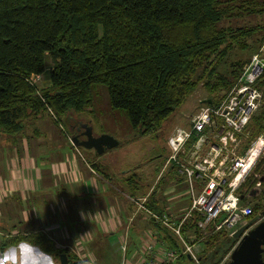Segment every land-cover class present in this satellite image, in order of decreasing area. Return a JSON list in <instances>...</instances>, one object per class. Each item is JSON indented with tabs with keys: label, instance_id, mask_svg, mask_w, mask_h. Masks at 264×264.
Here are the masks:
<instances>
[{
	"label": "trees",
	"instance_id": "16d2710c",
	"mask_svg": "<svg viewBox=\"0 0 264 264\" xmlns=\"http://www.w3.org/2000/svg\"><path fill=\"white\" fill-rule=\"evenodd\" d=\"M237 1L0 0V137L23 136L32 120L50 110L56 124L68 126L73 113L78 117L91 108L98 85L108 87L113 108L126 111L141 136L158 134L203 81L205 100L219 105L252 58L238 59L239 51H249L248 41L261 29L224 26L233 16L261 12ZM49 60L50 86L42 90L33 78L46 73ZM258 86L264 91V72ZM249 130L251 140L263 133L264 104ZM94 168L105 174L100 165ZM256 175L264 185V159L245 193L257 185ZM146 205L159 211L152 202ZM254 209L257 214L264 206ZM155 227L167 247L180 250L170 231ZM190 231L201 237L197 218L187 223L184 236ZM228 240L221 233L209 236L201 264H221L226 255L218 251ZM19 241L39 245L54 258L66 253L69 264H82L42 233ZM228 244L229 255L235 246ZM180 263L196 264L187 256Z\"/></svg>",
	"mask_w": 264,
	"mask_h": 264
},
{
	"label": "crops",
	"instance_id": "0c3cea01",
	"mask_svg": "<svg viewBox=\"0 0 264 264\" xmlns=\"http://www.w3.org/2000/svg\"><path fill=\"white\" fill-rule=\"evenodd\" d=\"M196 110L195 106L187 118ZM47 116L50 113L32 120L21 137H0V264H5L10 253L17 254L16 264H53L54 258L39 245L19 241L21 237L39 233L58 250L71 251L81 245L84 250L97 254L105 244L115 258L121 246L126 245L134 255L128 260L127 252V261L134 263L140 256L144 233L152 226L156 229V225L128 197L146 198L147 203L159 207L158 212L171 208L179 218L189 206L187 186L178 179L180 187L176 189L173 179L160 191L138 181L133 184L131 169L123 168L121 176L116 174V149L101 156L90 150L86 159L70 141L50 146L55 137L48 132ZM58 151L62 153L61 158L54 163L50 154ZM94 165L103 167L105 174ZM156 169L160 171L159 167ZM13 216L23 218L27 228H18Z\"/></svg>",
	"mask_w": 264,
	"mask_h": 264
},
{
	"label": "built area",
	"instance_id": "2783aa9c",
	"mask_svg": "<svg viewBox=\"0 0 264 264\" xmlns=\"http://www.w3.org/2000/svg\"><path fill=\"white\" fill-rule=\"evenodd\" d=\"M263 72L264 58L255 54L219 105L201 101L188 118V126L176 127L171 132L169 154L158 179L171 171L175 182L177 179L182 184L186 181L187 210L177 218L171 208L167 212H156L146 205V198H128L151 222L170 231L178 240L180 250L167 247L157 229H153L146 233L140 256L132 264H181V256L186 255L201 264L200 256L206 250L209 236L221 233L234 238L241 228L249 226L253 218L264 212L255 214L254 207L261 197L256 199V192L243 191L253 169L264 159V131L251 140L249 130L253 117L264 104V91L258 86ZM50 115L55 117L51 110ZM262 186L260 179L257 190ZM256 188L253 190L257 191ZM194 218L198 219L201 237L195 231L184 236L183 229ZM252 228L249 226L245 233ZM78 251L81 252L78 249L74 252L80 260ZM127 252L126 245H122L121 264L129 263L126 262ZM231 253L223 263L230 259Z\"/></svg>",
	"mask_w": 264,
	"mask_h": 264
},
{
	"label": "rangeland",
	"instance_id": "374dc122",
	"mask_svg": "<svg viewBox=\"0 0 264 264\" xmlns=\"http://www.w3.org/2000/svg\"><path fill=\"white\" fill-rule=\"evenodd\" d=\"M237 4L255 7V10L256 9L261 10L260 13H256V14L254 13L252 15L244 14L241 16H233L224 21L225 27L261 28L257 32V35H255L252 39L248 41L250 45L249 51L247 52L239 51L238 53V59L242 58L243 60L248 62L250 58L253 57L255 54H260L264 56V0H254V2L252 0H247V1L238 0ZM234 13H239V12L235 11ZM258 26H261V27H258ZM50 67H51V61L49 60L48 68H47L48 70L46 71V73L42 76H37L33 79V81L42 90L47 89L50 86V72H49ZM224 69H226V67H224ZM204 84H205L204 81L200 83L195 93H193L187 99L185 104H183V106L177 111L176 116L168 119L165 122L163 129L158 134H155V135L153 134V135H148V136H141L133 128V126L131 125L128 119V115L126 111L122 109L113 108L111 104V100H110L108 87L105 85H98L94 91L91 108L86 110L83 113H80L78 117H77V114L74 115L73 113L70 117L68 126H64L62 123L63 127L65 128L63 129V127H61L63 131L60 129V126L56 124V121H55L56 116L55 117L47 116V123L50 125L48 126V132L54 135L55 137V142L51 143L50 146L54 147L55 145H59V144H69L71 142V140L69 139L73 137V131L71 130V128L76 126L77 123L81 122L85 126L87 125L88 127H90L93 131V134L99 135V136L104 135V134L110 135L120 142V145L117 147L118 149L115 148L116 152H114L115 153L114 155L116 157L115 167L117 170L116 172L117 175L118 174L120 176L122 175L123 168L131 169V175H132L131 178L134 177V179L138 181L140 185H143L145 187L151 185L154 188L156 187L157 191L164 190L167 188V186H169L168 182L175 179L174 175L169 172H166L160 179H158V176L164 166L163 164L164 160L166 159V156L169 154L168 138L170 136V133L174 130V128L183 126V125L188 126L187 116L191 114L195 106L198 108V105L200 104L201 101L209 98V93L205 89ZM68 136H70V138H68ZM79 149L80 151H82L84 158L87 159L89 157L88 153H90V150H87L84 148H79ZM61 154H62L61 151H58L54 154H50V157L53 158V162L55 163L59 160L58 159L59 157L61 158ZM160 154H162L161 157H159ZM97 156H100V155H97ZM111 158L112 156H110V159ZM37 159L40 160L39 157ZM158 167L160 171L156 172L158 171L156 169ZM101 169H103V167H101ZM254 169L249 179L253 177ZM258 176L259 175H256V178ZM259 179L261 178L260 177L257 178L258 182H259ZM114 182L118 186L124 187L119 181H114ZM173 184H175L176 189H177V186H178L177 181L176 182L174 181ZM183 185L184 186L187 185L186 181H184ZM255 188L256 186L253 189ZM176 194H178V192H176ZM255 195H256V199H259L261 197L259 204H256V205L264 206V185L262 186V189H259L256 191ZM186 198L187 197H185L184 199ZM45 208H47L46 205H45ZM12 218L15 219L13 223H15L18 228H21L24 230L27 228L28 224L27 222H24L22 220L23 218L19 219L20 217L18 216H13ZM153 229L154 227L152 226L150 230H153ZM146 233L144 234L146 235ZM226 239H229L228 242L231 244V247L237 246L238 242H236V239L230 238L228 236L226 237ZM228 242L225 244V247L221 249V251H218L219 255H224V256L226 255V257H228L229 250H227V248L230 249V245L228 244ZM235 243L236 245H234ZM101 246L102 245H100V247ZM141 247H140V251H141ZM77 249L81 250V252L78 251V253L80 254V260L78 261L74 260L75 263L81 262L82 264H120V261H121L120 254L117 255L115 258L114 254L112 255L111 249L110 251H107L108 247H106L105 244H103L102 248H99V251L97 250V254L90 253L88 250L81 249L80 245H78ZM94 250L95 249H93L91 252H94ZM100 250H106L107 253L102 254ZM74 251L75 249H72L71 253L73 256L77 257L78 255ZM133 256L134 255L131 254V252L129 251L128 260H131ZM187 257L190 258V256H187ZM16 258H17L16 253H10L5 258V264H16ZM95 258H96V261H95ZM223 262L221 264H224ZM52 263L61 264L60 258L55 257L54 261L52 260ZM128 264H132V262L129 261Z\"/></svg>",
	"mask_w": 264,
	"mask_h": 264
},
{
	"label": "water",
	"instance_id": "95a60500",
	"mask_svg": "<svg viewBox=\"0 0 264 264\" xmlns=\"http://www.w3.org/2000/svg\"><path fill=\"white\" fill-rule=\"evenodd\" d=\"M212 103L211 100L206 101ZM85 132L81 135H73L71 142L77 148L93 150L97 155H104L107 151L113 150L120 145V142L110 135L96 136L87 125ZM264 212L252 219L249 226H253L247 233L249 226L241 228L234 238L238 245L230 255L228 262L224 264H264ZM61 264H69V257L66 253L60 255Z\"/></svg>",
	"mask_w": 264,
	"mask_h": 264
},
{
	"label": "flooded vegetation",
	"instance_id": "af4514ba",
	"mask_svg": "<svg viewBox=\"0 0 264 264\" xmlns=\"http://www.w3.org/2000/svg\"><path fill=\"white\" fill-rule=\"evenodd\" d=\"M78 124V125H77ZM76 126H74L73 128H71V130L73 131V135H81V139L85 138L84 136H82V133L85 132V125L80 123H77ZM252 194H254L256 191H254L253 189L250 191ZM249 192V193H250Z\"/></svg>",
	"mask_w": 264,
	"mask_h": 264
}]
</instances>
